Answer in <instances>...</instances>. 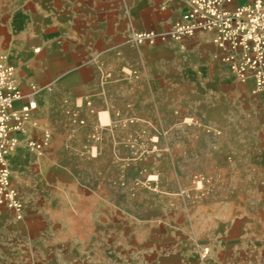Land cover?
Here are the masks:
<instances>
[{"label": "crops", "instance_id": "obj_1", "mask_svg": "<svg viewBox=\"0 0 264 264\" xmlns=\"http://www.w3.org/2000/svg\"><path fill=\"white\" fill-rule=\"evenodd\" d=\"M10 3L13 0L5 1ZM24 3L13 7L17 12L13 20L26 21L37 15L44 21V31L76 38L61 44L58 55L49 52L36 57L27 51L25 59L17 60L25 71L22 76L18 74V84L23 91L37 88L38 105L24 130L16 134L19 141L10 150L11 157L22 154L16 158L13 178L29 206L25 207L27 215L21 223L11 222L10 209L1 207L6 220L0 222V264H18V260L22 264H41L30 239L17 249L9 250L11 246L7 245V254L3 252L4 230L17 235L31 228L38 217L49 229L38 231L37 242L45 247H62L54 256L58 264H96L99 228L109 222L111 212L99 198L105 194L104 187L114 180L115 167L130 176L132 165H136L141 178H146L147 170L157 171L160 196L172 194L174 187L166 185L162 172L163 165L175 164L172 153L158 159L138 157V141L150 147L155 143L153 134L166 133L157 143L159 148H188L192 154L206 152L210 129H241L243 101L249 100L248 94L243 97L242 86L249 81L233 76L223 58L224 51L213 41V31H200L183 43L171 38L155 44L127 40L134 26L136 30L169 27L180 17L187 0ZM102 4L110 8L100 12ZM103 14V19L111 18L109 29L98 22ZM260 113L264 116V107ZM44 129L49 131V138L42 150L28 147L27 139L43 140ZM42 151V158L48 157L60 168L48 164L46 174H30V167L22 163L26 159L23 153L32 152V164H36ZM59 155H64V161H56ZM72 163L80 165L79 171ZM59 181H63L61 188ZM39 185L43 186V203L35 198ZM76 190L82 192L84 201H89V209L68 204L67 196ZM70 227L76 231L71 233Z\"/></svg>", "mask_w": 264, "mask_h": 264}, {"label": "rangeland", "instance_id": "obj_2", "mask_svg": "<svg viewBox=\"0 0 264 264\" xmlns=\"http://www.w3.org/2000/svg\"><path fill=\"white\" fill-rule=\"evenodd\" d=\"M5 1L10 0H0V56L7 55L12 49L16 50L15 56L27 51L36 57L49 52L58 55L61 44L75 40L76 36L66 33L44 31V21L37 15L13 25L12 20L17 15L13 7L25 4V0H13V4L8 5ZM109 8L110 5L102 4L100 12ZM102 17L104 14L99 15L98 22L109 29L111 18ZM135 27L132 29L136 30ZM18 68L19 65L15 67L17 83L18 77L25 73ZM252 86L251 82L242 86L243 97L248 94L249 100L243 101L241 129H210L209 148L204 153L192 154L188 148L174 151L169 147L159 148L157 143L166 137V133L153 134L151 139L155 143L150 147L138 141L135 154L138 157L149 155L158 159L172 153L175 164L163 165L162 171L167 180L164 184L174 187L172 194L160 196L159 187L156 188L160 177L157 171L147 170L146 178H141L136 165H132L130 176L115 167L111 187H104L105 194L99 198L105 201V206L109 205L111 212L109 222L99 228V243L94 254L96 264H264V116H260L264 93L253 92ZM44 152L39 156L43 157ZM21 155L18 153L13 157L12 169L7 163L12 183L23 202L20 218L10 212L9 219L15 223L26 219L25 207L29 206L25 193L13 178L18 164L16 158ZM33 155L32 152L23 153L26 159L22 163L30 167V174L41 171L46 174L48 164L60 168L48 157H41L39 162L32 164ZM56 161H64V155H59ZM71 165L79 171L80 165ZM61 187L63 181H59ZM37 188L35 198L43 203V186ZM82 195L76 190L66 200L68 204L89 209V201H84ZM5 220L0 212V222ZM41 220L38 217L31 228L20 230L17 235L4 230V254L8 252L7 245L11 246L9 250L17 249L30 239L41 264H58L54 256L62 247H45L37 242L38 231L49 229ZM68 231L74 233L76 229L70 227ZM17 263L23 262L18 260Z\"/></svg>", "mask_w": 264, "mask_h": 264}, {"label": "built area", "instance_id": "obj_3", "mask_svg": "<svg viewBox=\"0 0 264 264\" xmlns=\"http://www.w3.org/2000/svg\"><path fill=\"white\" fill-rule=\"evenodd\" d=\"M200 31H213L214 43L224 51L234 77L252 83L253 92L264 93V0H187L180 17L164 29L133 30L127 40L134 44L156 43L175 39L183 43ZM38 105L37 88L22 91L15 67L0 56V209L5 206L16 218L23 213L17 187L12 183L6 155L16 146V134ZM76 118V114L72 113ZM79 122H83L79 120ZM49 138L27 139L28 147L42 150Z\"/></svg>", "mask_w": 264, "mask_h": 264}, {"label": "bare ground", "instance_id": "obj_4", "mask_svg": "<svg viewBox=\"0 0 264 264\" xmlns=\"http://www.w3.org/2000/svg\"><path fill=\"white\" fill-rule=\"evenodd\" d=\"M19 23V21L17 20V19H14V20H12V24L13 25H17ZM8 52V51H7ZM20 55H16L15 56V50H10L9 51V53H7V55H6V59H7V61L8 62H10L12 65H14L15 67H17L18 66V64H17V60L18 59H21V60H23V59H25L26 57H27V53H23V52H20L19 53ZM6 160H7V163H8V165H9V167L12 169L13 168V157H11V152L10 151H8V153H7V155H6Z\"/></svg>", "mask_w": 264, "mask_h": 264}]
</instances>
